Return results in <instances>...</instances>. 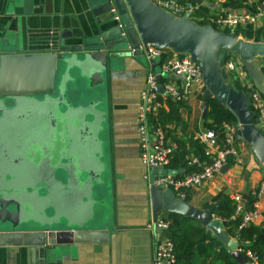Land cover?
I'll use <instances>...</instances> for the list:
<instances>
[{
    "label": "crops",
    "instance_id": "crops-1",
    "mask_svg": "<svg viewBox=\"0 0 264 264\" xmlns=\"http://www.w3.org/2000/svg\"><path fill=\"white\" fill-rule=\"evenodd\" d=\"M81 2L82 0H0V54L45 52L49 36L44 32L48 29H54L58 33L62 29H70L89 34L93 27L92 19ZM256 4L257 0H201L198 6L206 7L204 16L197 15L194 11L190 18L195 20L204 17L207 23L212 24L211 18L216 12H253ZM230 29L238 35H242L243 30H250L251 37L247 39L253 40V36L257 35L258 40H264L262 18L254 24L236 25ZM255 60L260 67L264 66L262 60ZM151 67L153 65L149 64L143 54L128 52L127 47L117 56L107 58L105 69L101 70L105 81L90 89L93 91L92 96L101 95V100L95 106H102L105 127L58 130L56 136L60 141L55 140L54 145L58 151L64 150V154L59 155V168L47 173L42 169V182L35 181L43 184L41 208L36 212L41 213L44 221L48 219L53 228L65 230L64 233L53 242L35 247L32 252L28 245L22 243L0 245V264H149L160 230L155 226H147L151 221L149 177L148 169L139 161L135 109L144 75ZM56 72V88L53 93L18 99V102L26 104L25 114L24 111L17 110L19 107L9 100L2 101L5 107L0 103V181L10 176L9 180L16 182V174H8L20 163L26 168L33 167L28 165L26 157L16 161L21 148L18 136L23 133L16 126L19 119H41L43 125L41 124L42 129L38 133L45 136L48 114L51 115L50 106L54 117H59L69 106L71 109L66 110L69 115L75 113L72 109L77 107V96L86 81L80 76L75 63L68 67L58 64ZM227 73L226 82L234 88H241L246 93L255 90L242 66ZM63 91L69 99V105L64 102L56 104L54 96L63 94ZM202 93L203 89L193 88L175 108L171 109L168 104L162 108L161 121L169 136L182 144L184 159L193 155L194 147L190 140L196 139L195 133L203 129L200 110ZM260 97L264 104V95ZM35 106L39 107L37 114L33 111ZM249 106L255 111L251 104ZM36 131L29 129L28 133ZM235 147L236 156H227L226 162L211 178L198 186L187 188L183 197L190 204L203 208V204L216 194L229 198L231 194H239L243 205L254 196L253 208L258 215L250 223L260 225L264 221V190L259 197L255 196V192L259 182H264V168L243 139L237 138ZM99 162L102 163L103 170L98 177L89 178V182L86 181L88 178L84 172L74 173V169L81 166L98 168ZM168 169L175 170L174 173L177 174L184 171V166L179 164L177 168ZM32 194L35 193L32 191L31 196ZM162 213L157 215L161 216ZM212 215L217 217L213 213ZM227 226L231 227V224H222L224 230ZM77 229H81V233L73 236ZM231 231L234 232L233 227ZM227 234L234 242L237 240L234 235L229 232ZM222 245L229 251L227 245ZM236 247L243 254L239 243ZM235 262L240 264L236 260Z\"/></svg>",
    "mask_w": 264,
    "mask_h": 264
},
{
    "label": "water",
    "instance_id": "water-1",
    "mask_svg": "<svg viewBox=\"0 0 264 264\" xmlns=\"http://www.w3.org/2000/svg\"><path fill=\"white\" fill-rule=\"evenodd\" d=\"M189 1L200 3L201 0ZM81 5L87 9L92 19L93 27L89 34L70 29L68 32L62 29L58 33L54 29H48L44 32L49 36L44 47L45 52L23 55L0 54V103L5 107L3 102L9 100L14 106L19 107L17 110L24 111L23 114L26 111V104L18 102V99L53 93L56 88L58 64L68 67L75 63L80 76L86 81L80 95L77 96L79 98L76 100L77 107L72 109L75 111L73 115L66 111L71 109L69 106L70 108L63 110L59 117H54L50 106L52 116L48 114L45 136L38 133V130L42 129L41 119L32 121L25 117L18 120L16 126L18 125L23 133L18 136L21 148L16 161L19 162L26 157L28 165L33 167L26 168L20 163L8 174H16L14 177L16 182L10 181V176L0 181V245L22 243L28 245L32 252L35 247L53 242L64 233L65 230L53 228L48 219L44 221L41 219V213L36 212L41 208L42 169L47 173L51 169L59 168L61 161L59 155H63L64 150L58 151L54 145L55 140H59L56 136L58 130L72 127L76 129L105 127L102 106L101 108L95 106L101 100V95L92 96L93 91L90 89L93 85L105 81L101 70L105 69L107 58L117 56L127 45L135 49L133 54L141 53L138 44L142 46L149 44L160 49L188 54L201 71L203 84L201 116L204 117L206 113L208 96L225 105L235 116L237 138L243 139L249 145L255 158L264 168V132L258 127V117L249 106L251 98L241 88H234L226 82L228 73L223 65L226 53L236 56L255 90L264 94L263 71L255 60L258 58L264 64V40H250L231 29L224 32L210 23L199 24L187 15H173L157 5L154 0H82ZM151 64L153 65L152 61ZM54 99L57 105L61 102L69 105V99L64 91L63 94L54 96ZM33 111L37 114L39 107L35 106ZM19 116L20 114L16 118ZM29 129L37 131L31 134L28 133ZM99 163L98 168L81 166L74 169V173L84 172L88 178L86 181L89 182V178L98 177L102 172L103 165ZM174 171L161 167L148 168L151 221L160 212H175L195 218L229 247V254L234 260L240 264H249L248 259L236 247L239 241L234 242L222 228L224 222L212 215L211 211L216 204L198 208L190 204L186 198L175 196L170 188H161L151 182L155 173ZM36 180L41 182H35ZM36 186L40 191L34 190ZM30 188L35 193L32 195L39 197L31 196ZM81 231L75 230L73 236H77Z\"/></svg>",
    "mask_w": 264,
    "mask_h": 264
},
{
    "label": "built area",
    "instance_id": "built-area-1",
    "mask_svg": "<svg viewBox=\"0 0 264 264\" xmlns=\"http://www.w3.org/2000/svg\"><path fill=\"white\" fill-rule=\"evenodd\" d=\"M154 2L173 15H187L189 17L199 5V3L189 0H154ZM259 18L264 20V0H257L253 12H233L230 10L216 12L212 16L211 22L219 29H230L236 25L254 24ZM138 48L149 64L151 61L153 62V68L151 67L144 75V83L138 92V103L135 109L139 161L147 169L150 167L166 168L169 158L177 149V142L167 134L166 128L155 121L157 113L167 104L166 100L181 102L191 89H203L201 71L186 53L170 51L160 60L162 52L168 49H160L149 44L145 46L138 44ZM134 50L133 47L127 45L128 52L133 53ZM154 58H157L158 61ZM223 65L226 71H233L241 67L237 57L231 53L224 59ZM156 66L158 71H155ZM247 95L251 98L250 104L258 117L257 125L264 132V104L260 94L257 90H251L248 91ZM195 138L201 144L207 160H199L197 156L191 155L186 160V167L198 166V169H191L179 175L174 172L155 173L151 180L154 185L161 188L168 187L175 196L183 197L187 188L194 185L198 186L211 178L226 162L227 156L234 157L237 155L235 147L236 124L222 122L215 129H200L195 133ZM263 190L264 182L261 181L255 196L259 197ZM230 198L234 201L232 217H238V222L233 227L234 232H236L248 225L258 215V212L255 208L246 209L239 194H231ZM147 226H155L160 230V236L154 242L149 264H177L173 243L165 234L168 222L156 215L155 219L150 221ZM243 254L248 259L249 264H260L251 250L245 249Z\"/></svg>",
    "mask_w": 264,
    "mask_h": 264
},
{
    "label": "trees",
    "instance_id": "trees-1",
    "mask_svg": "<svg viewBox=\"0 0 264 264\" xmlns=\"http://www.w3.org/2000/svg\"><path fill=\"white\" fill-rule=\"evenodd\" d=\"M205 9L206 7L200 5L195 12L197 15L204 16ZM194 21L199 24L208 22L204 17L202 19H195ZM212 25L218 28L214 23H212ZM222 30L224 32H228L229 29L222 28ZM241 33L242 36L246 38L251 37L250 30H243ZM253 40L257 41L258 36H253ZM168 53H170L169 50H164L161 54L160 60ZM228 55L229 53L225 54V59ZM242 69L244 68L242 67ZM261 70L264 75V66H261ZM260 95L262 96L264 94L260 93ZM166 103L172 109L175 108L180 101H172L168 99L166 100ZM162 112L163 109L161 108L157 113L155 121L165 128L163 122L161 121V118H163ZM222 122H231L236 124V119L225 105L218 102L216 98L208 96L206 99V113L202 119L203 128L215 129ZM190 141L194 147L193 155L197 156L199 160H207V157L204 155L201 148V144L198 143L196 139H191ZM182 147V144L179 140H177V149L169 158L166 168H177L180 164V166H184L183 172L191 169H198V166H194L193 168L186 167L187 158H183L184 150ZM183 172L179 171L176 175L182 174ZM253 201L254 196L246 201L244 207L246 209L253 208ZM214 202L218 203L213 208L211 213L223 220L225 226L231 224V227L227 226L225 230L227 233L229 232L231 235L236 237L239 241V246L242 252L245 249L251 250L255 254L257 261L260 264H264V221L260 225L249 223L248 225L238 229L236 232H232L231 228L235 227L238 222L237 216L232 217L234 201L228 196L216 194L211 197L210 201L203 204V208L209 207ZM161 217L168 222L165 234L173 243L177 264H215L216 262H220L221 264H237L222 243L197 219L175 212H163Z\"/></svg>",
    "mask_w": 264,
    "mask_h": 264
},
{
    "label": "rangeland",
    "instance_id": "rangeland-1",
    "mask_svg": "<svg viewBox=\"0 0 264 264\" xmlns=\"http://www.w3.org/2000/svg\"><path fill=\"white\" fill-rule=\"evenodd\" d=\"M193 15V14H192ZM234 56V55H233ZM235 57V56H234ZM156 61H158V59L157 58H154ZM155 71H158V67L156 66V68H155ZM58 81V80H57ZM32 188H31V192H32ZM34 190L35 191H40V188L38 187V186H36V187H34Z\"/></svg>",
    "mask_w": 264,
    "mask_h": 264
}]
</instances>
